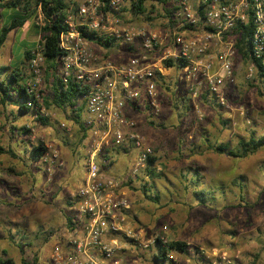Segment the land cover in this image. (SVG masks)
<instances>
[{"label":"rangeland","instance_id":"obj_1","mask_svg":"<svg viewBox=\"0 0 264 264\" xmlns=\"http://www.w3.org/2000/svg\"><path fill=\"white\" fill-rule=\"evenodd\" d=\"M65 1L76 9L83 0ZM28 2L32 18L0 48V66H19L33 85L24 51L32 48L33 56L40 52L45 20L37 0ZM126 6L127 22L145 25L150 23L148 15L155 26L163 27L159 17L163 7L157 2H147L144 17H135ZM8 13L0 9V29L7 25ZM162 66L167 71L163 70L157 86V111L144 96L139 109L126 111L154 148L155 165L165 174L156 181L162 192L160 202L150 201L142 191L145 170L131 176L137 150L114 153L113 164L105 168L107 176L122 183V193L131 202L128 222L143 228L148 237L167 229L170 240L186 243V254H172L175 264H264V149L236 159L208 147L229 144L239 150L240 140L264 136V84L250 79L249 64L236 59L235 82L225 87L227 104L221 106L210 98L194 100L181 69ZM43 69L45 75L36 91L47 98L53 80L47 76L46 63ZM41 113L48 117L47 125L31 115L19 116L13 107L0 106V146L16 154L0 155V259H12L15 264H53V247L67 225L64 216L79 215L68 202L72 203L86 174L83 129L70 112L42 109ZM24 127L31 130L28 138ZM40 143L49 149L48 163L33 164L26 149ZM54 151L59 160L52 163ZM193 169L201 178L197 189L215 192L212 196L217 200H210V207L200 206L193 191L184 188L183 176L192 180L189 171ZM171 184L175 189L164 190L163 186L172 188ZM155 253V249L147 253L149 264Z\"/></svg>","mask_w":264,"mask_h":264},{"label":"built area","instance_id":"obj_2","mask_svg":"<svg viewBox=\"0 0 264 264\" xmlns=\"http://www.w3.org/2000/svg\"><path fill=\"white\" fill-rule=\"evenodd\" d=\"M127 3L130 9L131 0H83L68 18L70 31L61 36L60 79L67 84L73 78L88 89L82 118L87 153L85 178L72 198L79 214H73L72 220L83 234L69 240L67 253L55 246L53 264H149V251L157 252L159 246L167 248L173 242L167 229L148 237L143 228L128 222L131 202L122 193V183L107 176L102 167L107 163L102 158L106 149L138 151L132 177L146 170L155 157L154 148L126 110L139 109L144 96L157 111L164 61L183 62L181 71L194 100L206 95L226 106L224 89L235 82L237 45L245 40L255 59L249 64L248 77L264 84L258 77L263 74L264 81V0H169L163 9V27L127 22ZM82 28L135 52L129 60L116 63L94 51ZM44 63L41 48L30 60L33 89L43 81ZM48 156L43 162L48 163ZM58 160L54 151L52 163ZM172 254L164 263L153 260L151 264H175Z\"/></svg>","mask_w":264,"mask_h":264},{"label":"trees","instance_id":"obj_3","mask_svg":"<svg viewBox=\"0 0 264 264\" xmlns=\"http://www.w3.org/2000/svg\"><path fill=\"white\" fill-rule=\"evenodd\" d=\"M29 0H0V9L9 10L8 13V23L0 29V48L4 47L9 35L17 29L23 28L25 24L32 18V11L30 10ZM169 0H131L130 11L135 16H142L146 14V4L147 2H157L163 9L167 5ZM37 7L41 10L44 15L45 26L41 28L42 30V52L46 63L47 76H50L53 80L51 83L52 90L49 97H44L42 92L33 89L31 83L27 81L26 75L22 68L19 66H0V106L13 107L16 109L19 116H33L37 122L43 125L48 124V117L41 113L42 109H58L63 112H70L71 116L76 120V122L83 129L84 139H87V129L82 123L83 114L85 113V97L87 95L88 89L81 83L75 81L71 78L67 84H64L58 75V65L61 56H63V51L61 50V36L64 33L70 31V26L68 24V18L71 13L75 11L66 4L65 0H37ZM123 11H127L123 9ZM167 11V10H165ZM161 19L165 18L162 14L159 16ZM148 22H152V17L146 16ZM1 25V22H0ZM82 36L88 39L92 43H97L100 46L109 47L115 43L114 40L105 41L102 38H98L93 33H88L84 29H80ZM33 49L27 48L24 51V60L30 61L33 57ZM237 56L242 59L247 64L255 62L252 57V50L245 40H240L237 45ZM22 63V62H21ZM183 62H174L172 60L164 61L165 68L177 67L181 69ZM260 82L262 80L263 74H259ZM163 78V76H162ZM256 82V80L254 79ZM202 100H207V96L203 95ZM31 104V105H30ZM70 116V117H71ZM225 124V123H224ZM23 134L25 136L31 134V130L27 127L23 128ZM239 150L231 149L229 144H210L208 147L210 150L219 153L226 154L230 157L236 159L248 158L259 150L264 149V136L257 139L255 137H250L248 141H239ZM120 150L127 152L128 150L122 148H112L106 149L102 155L103 160H106V164H102L105 168L113 164V154L119 153ZM49 149L45 144L40 143L37 146L29 145L26 149L28 158L31 163L37 164L42 162ZM10 153L12 156L16 157L14 150H5L0 146V155ZM157 158L150 159L149 166L145 170L144 185L142 186V191L144 195L150 201L158 204L161 200V190L156 186L157 180H162L165 176L163 172L157 169L155 163ZM192 174L193 179L188 180L186 176H183L186 184L184 186L187 192L193 191L195 196V201L202 207H210V200L214 203L217 198L214 195V191H202L198 190L200 184L199 172L196 169L189 171ZM169 186H163L164 190L170 191V189H175L174 184ZM177 193H180L178 191ZM70 206L73 203L68 202ZM70 227H75V224L71 217H67ZM26 246V245H22ZM188 245L184 242L173 241L169 244L167 248L159 246L157 252L154 256V262H166L168 260V255L171 253L186 254L188 252ZM0 264H15L12 259H0ZM25 264V263H24Z\"/></svg>","mask_w":264,"mask_h":264},{"label":"crops","instance_id":"obj_4","mask_svg":"<svg viewBox=\"0 0 264 264\" xmlns=\"http://www.w3.org/2000/svg\"><path fill=\"white\" fill-rule=\"evenodd\" d=\"M92 44H94L93 46L97 47L96 49L93 48L97 54L99 50L100 51L99 54L107 58H110L116 63H122V62L129 60L132 54L135 52V48L122 47L116 43H114L113 45L109 47L100 46L97 43H92ZM163 70H166V69L163 68ZM128 109H131V108H127L126 110L127 112H128ZM131 110H136V108H133ZM64 217L66 218L67 225L65 226V229L61 231V234L57 236V245L55 246H59L63 250V252L67 253L69 251V240L73 238V236L75 235L82 236L83 232L80 228L77 229L73 226L70 227L69 222L67 220V217H69V215H65Z\"/></svg>","mask_w":264,"mask_h":264}]
</instances>
